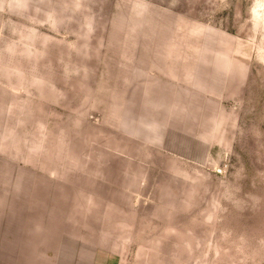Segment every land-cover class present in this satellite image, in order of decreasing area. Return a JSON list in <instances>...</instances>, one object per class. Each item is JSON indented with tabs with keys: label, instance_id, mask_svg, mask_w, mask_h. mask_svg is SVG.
<instances>
[{
	"label": "rangeland",
	"instance_id": "rangeland-1",
	"mask_svg": "<svg viewBox=\"0 0 264 264\" xmlns=\"http://www.w3.org/2000/svg\"><path fill=\"white\" fill-rule=\"evenodd\" d=\"M23 198L65 252L264 264V0H0V201Z\"/></svg>",
	"mask_w": 264,
	"mask_h": 264
},
{
	"label": "crops",
	"instance_id": "crops-1",
	"mask_svg": "<svg viewBox=\"0 0 264 264\" xmlns=\"http://www.w3.org/2000/svg\"><path fill=\"white\" fill-rule=\"evenodd\" d=\"M40 226L33 235L32 211L22 203L0 201V264H111V252L64 251V239L48 237Z\"/></svg>",
	"mask_w": 264,
	"mask_h": 264
}]
</instances>
